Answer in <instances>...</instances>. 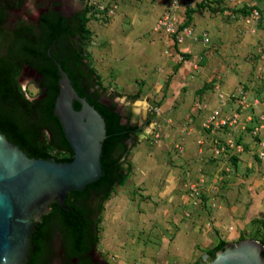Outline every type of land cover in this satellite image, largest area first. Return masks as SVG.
Segmentation results:
<instances>
[{
  "label": "rangeland",
  "instance_id": "1",
  "mask_svg": "<svg viewBox=\"0 0 264 264\" xmlns=\"http://www.w3.org/2000/svg\"><path fill=\"white\" fill-rule=\"evenodd\" d=\"M89 3L87 50L103 94L133 121L149 120L126 155L127 182L100 212V256L109 264H208L220 239L261 237L264 126L257 136L251 130L264 125V0ZM165 15L190 35L182 31V42L172 43L156 30ZM150 46L153 55L143 51ZM217 107L237 108V121L207 128Z\"/></svg>",
  "mask_w": 264,
  "mask_h": 264
},
{
  "label": "water",
  "instance_id": "2",
  "mask_svg": "<svg viewBox=\"0 0 264 264\" xmlns=\"http://www.w3.org/2000/svg\"><path fill=\"white\" fill-rule=\"evenodd\" d=\"M27 2L0 0V264H108L96 219L136 138L87 68L84 0H33L36 16ZM208 264H264V243L225 244Z\"/></svg>",
  "mask_w": 264,
  "mask_h": 264
},
{
  "label": "trees",
  "instance_id": "3",
  "mask_svg": "<svg viewBox=\"0 0 264 264\" xmlns=\"http://www.w3.org/2000/svg\"><path fill=\"white\" fill-rule=\"evenodd\" d=\"M202 6H203L202 4H199V7H202ZM186 11L189 14L188 16L190 18V13H192L194 11V9L190 8V9H187ZM88 21H89V17L86 16V13H85L84 14L83 34H84V51H85L87 68H88L93 80L95 81V83L98 85V87L104 93L106 88H105V86L102 83L100 74L98 72H96L95 67L90 63L89 51L87 50V46L89 45V38H90V29L87 26V22ZM110 103L112 104V106H113V108L115 110V113H116V116H117V123L119 125H125L129 129V131L131 133H133V135L136 138V134L139 131L138 125L137 124H133V123H131L129 121L123 123L122 122V115L120 114L119 111L116 110V103H114V102H110ZM135 141H136V139H135ZM129 149H130V147L126 150V152L122 156V158L120 160V163L118 165V168H117L114 176L112 177V179H111V181H110V183H109V185L107 187V190H106V192L104 194V197H103V200H102L99 212H98V216H97V219H96V244L99 241L98 222H99L100 212L103 209V204L110 197V194L114 190L116 185H124L127 182V180H128L129 172L131 171V166L128 164L127 160H125V159H126L127 153L129 152ZM260 222H261V224L263 225V228H264V222L263 221H260ZM242 238L243 237L240 236V239H242ZM255 239H257L260 242L264 243V234H262L261 237H259V238L257 237ZM225 244H226V241L220 239L218 241V243L213 247V249L212 250H208V252L213 254L214 253L213 250L214 251L219 250V249L225 247Z\"/></svg>",
  "mask_w": 264,
  "mask_h": 264
},
{
  "label": "built area",
  "instance_id": "4",
  "mask_svg": "<svg viewBox=\"0 0 264 264\" xmlns=\"http://www.w3.org/2000/svg\"><path fill=\"white\" fill-rule=\"evenodd\" d=\"M94 7L96 10H102L105 12H108V14H112L114 12L113 8L108 7L106 4H97V2H94ZM250 14L252 18L257 19L260 17V13L257 9H252L250 11ZM164 30L166 33L171 34L172 37V42H182L183 36L181 35L184 31L185 35L189 36V28L188 27H183L181 31L178 33L177 32V27L174 25L173 20L170 19V16H163L158 20L157 23V29L156 30ZM183 31V32H182ZM174 38V39H173ZM208 38L204 37V41H207ZM242 105V104H241ZM237 109V108H236ZM236 109L231 112L224 110L222 107H217L215 110L211 112V114L208 116L206 123L204 124L207 128H228L232 124H234L239 116V113L236 112ZM236 112V113H235ZM264 116L260 115L259 119H262ZM264 125L263 123H260L256 125L252 130L251 133L254 136L258 135V131L260 128H262ZM260 144V152H259V157L264 160V141H259ZM237 147L240 146L242 148V145L240 143H236Z\"/></svg>",
  "mask_w": 264,
  "mask_h": 264
},
{
  "label": "clouds",
  "instance_id": "5",
  "mask_svg": "<svg viewBox=\"0 0 264 264\" xmlns=\"http://www.w3.org/2000/svg\"><path fill=\"white\" fill-rule=\"evenodd\" d=\"M31 15H38V10L36 9L33 0H28L27 5ZM19 89L24 94V98L30 103L34 102L38 97L40 88L36 86L35 82L30 78H25L23 81H19ZM140 138L143 139V135H140Z\"/></svg>",
  "mask_w": 264,
  "mask_h": 264
},
{
  "label": "flooded vegetation",
  "instance_id": "6",
  "mask_svg": "<svg viewBox=\"0 0 264 264\" xmlns=\"http://www.w3.org/2000/svg\"><path fill=\"white\" fill-rule=\"evenodd\" d=\"M90 3H89V0H84V14L86 13V10H87V7H88V5H89ZM110 102H114V101H112V100H110L109 98H107ZM115 103V102H114ZM116 109H119L118 107H117V104H116ZM119 112H120V114H121V110L119 109L118 110ZM122 115V119H123V123L124 122H127V121H129V122H131V123H133V124H137L138 125V129H139V131H138V133L136 134V137H137V135L142 131V126L143 125H147L148 124V122L147 121H149L147 118H146V120H144V123H143V125H141L140 124V120H141V115H138L137 116V120L136 121H133L132 120V113L131 112H125L124 113V115L123 114H121ZM149 116H150V114H149ZM98 245V243L96 244V246ZM99 253V252H98ZM102 257V256H101ZM102 259L104 260V261H106L108 264H109V262H108V260L107 259H104L103 257H102Z\"/></svg>",
  "mask_w": 264,
  "mask_h": 264
},
{
  "label": "crops",
  "instance_id": "7",
  "mask_svg": "<svg viewBox=\"0 0 264 264\" xmlns=\"http://www.w3.org/2000/svg\"><path fill=\"white\" fill-rule=\"evenodd\" d=\"M169 40H170V39H169ZM171 42H172V40H171ZM172 43H174V42H172ZM190 45H191V44H190ZM129 47H130V46H129ZM132 47H133V45H132L130 48H128L127 50H131V49H133ZM182 48H183V49H188V48H187V43H182ZM144 50L150 52V53H148V55H153V52H151V51H152V50L154 51V49H153L151 46H150L149 48L147 47L146 49L144 48L143 51H144ZM143 51H142V52H143ZM143 56L145 57L144 54H143ZM138 61H139V60H138ZM138 61H137V62H138ZM179 169H181V168H178L177 170H179ZM186 171L188 172V170H186ZM182 181H183V180H182ZM185 197H188V195L185 196Z\"/></svg>",
  "mask_w": 264,
  "mask_h": 264
}]
</instances>
